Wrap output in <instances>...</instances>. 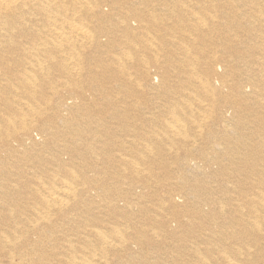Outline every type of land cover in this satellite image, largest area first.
I'll return each instance as SVG.
<instances>
[{
	"label": "bare ground",
	"instance_id": "1",
	"mask_svg": "<svg viewBox=\"0 0 264 264\" xmlns=\"http://www.w3.org/2000/svg\"><path fill=\"white\" fill-rule=\"evenodd\" d=\"M0 264H264V0H0Z\"/></svg>",
	"mask_w": 264,
	"mask_h": 264
}]
</instances>
